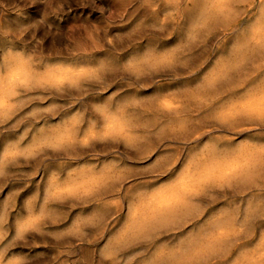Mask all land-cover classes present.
I'll return each instance as SVG.
<instances>
[{"label":"rangeland","instance_id":"1","mask_svg":"<svg viewBox=\"0 0 264 264\" xmlns=\"http://www.w3.org/2000/svg\"><path fill=\"white\" fill-rule=\"evenodd\" d=\"M211 3L68 0L52 14L44 0H0L5 30L18 34L44 21L23 37L30 43L18 41L5 53L9 63L28 65L43 78L29 86L0 82L3 264H152L172 252L190 259L185 264H246L264 255V162L255 167L252 160L264 157V128L250 127L246 119L264 108V65L258 56L223 75L251 13L239 21V30L228 25L231 17L228 24L213 25L207 16ZM86 29L98 32L97 38L78 46L65 39ZM33 33L42 39L39 46ZM163 53L168 61L152 62ZM34 56L47 69L34 67ZM54 74L59 80L50 78ZM110 118L113 125L106 123ZM213 152L223 167L249 161L251 173L234 181L185 182L180 188L186 205L178 218L123 245L118 241L138 218L131 209L154 205L159 190L165 194L189 171L198 172ZM213 244L218 248L211 253L197 254L200 246Z\"/></svg>","mask_w":264,"mask_h":264},{"label":"bare ground","instance_id":"2","mask_svg":"<svg viewBox=\"0 0 264 264\" xmlns=\"http://www.w3.org/2000/svg\"><path fill=\"white\" fill-rule=\"evenodd\" d=\"M4 3V2H3ZM183 3V2H182ZM26 4V3H25ZM23 7V6H22ZM74 7H76V6H74ZM211 7L213 8V9H211L210 11H208V13H207V16H208V21L211 23V24H228V22H229V18L231 17V9H228L227 8V6L226 5H224V4H222V3H219V0H212V3H211ZM208 8V7H207ZM32 10V9H31ZM39 10V9H38ZM4 11V10H3ZM94 11V10H93ZM205 11V10H204ZM2 12V11H1ZM94 13V12H93ZM36 14V13H35ZM60 15V14H59ZM58 15V16H59ZM64 15V14H63ZM73 15V14H72ZM261 16H264V13H261L260 14ZM7 16V15H6ZM57 16V17H58ZM84 16H86V15H84ZM88 16V15H87ZM86 16V17H87ZM97 16V15H96ZM95 16V17H96ZM92 17V16H91ZM9 18V17H8ZM88 18V17H87ZM66 19V18H65ZM81 20V19H80ZM92 20V19H91ZM62 22V21H61ZM85 22H87V21H85ZM94 22V21H93ZM193 24V23H192ZM195 24V23H194ZM196 25V24H195ZM228 25H230V23L228 24ZM193 26H191L190 27V29L192 28ZM197 27V26H196ZM195 29V28H194ZM236 29L237 30H239L240 29V24L236 27ZM194 31V30H193ZM240 32H239V35H237V38H236V42H235V48L232 50V52H231V54H230V56L228 57V60H226V62L224 63V65H223V69H222V73H223V75L224 74H226V76H228V73H230L231 71H233V70H237L238 68L240 69V68H242L243 67V64H244V62L245 61H251L252 59H254L255 57H258L259 55H257L256 54V52L254 51V50H251V49H249V48H247L246 47V45H245V33L247 32V27L246 28H244L243 30L241 29V30H239ZM191 32H192V29H191ZM190 32V33H191ZM196 35V34H195ZM190 36V35H189ZM192 36V35H191ZM105 38H106V36H105ZM104 41V40H103ZM195 43V42H194ZM176 47H178L177 45H176ZM179 47H180V44H179ZM172 49H174V48H172ZM185 49V48H184ZM178 50V49H177ZM187 51V50H186ZM18 52V51H17ZM174 52V51H173ZM21 53V52H20ZM169 54H170V52H169ZM151 55V54H150ZM170 55H172V54H170ZM170 55L169 56H165L164 55V53H163V56L161 55V56H159V57H156L155 59H154V61H152V62H155V63H157V62H165V61H168L169 59L168 58H170ZM175 55V54H174ZM135 58V57H134ZM146 58V57H145ZM219 59H220V57H219ZM222 59V58H221ZM144 60V59H143ZM145 60H147V59H145ZM147 62H148V60H147ZM146 63V62H145ZM222 63V62H221ZM247 63V62H246ZM102 64V63H101ZM146 64H148V63H146ZM171 64V63H170ZM218 64L219 63H217V66H218ZM46 65H48V64H46ZM107 65V64H106ZM222 65V64H221ZM56 66H57V64H56ZM55 66V67H56ZM82 66H85V65H82ZM91 66V65H90ZM90 66H89V68H90ZM178 66V65H177ZM250 66V65H249ZM48 67V66H47ZM54 67V68H55ZM59 67H61V66H59ZM70 68H71V66H69ZM169 67V66H168ZM51 68V67H50ZM54 68H52V69H54ZM58 68V67H57ZM62 68V67H61ZM76 68V67H75ZM81 68H84V67H81ZM102 68V67H101ZM100 68V69H101ZM105 68V67H104ZM47 69V68H46ZM64 69V68H63ZM73 69V68H72ZM87 69H88V67H87ZM92 69H94V68H92ZM56 70H58V69H56ZM95 70V69H94ZM93 70V71H94ZM97 70V69H96ZM152 70V69H151ZM60 71H61V69H60ZM69 71H71L70 69H68V70H64L63 72L64 73H68ZM78 71H79V69H78ZM47 73H48V71H46ZM55 72H58V71H55ZM62 72V73H63ZM76 72H77V69H76ZM85 72V71H84ZM115 72V71H114ZM211 72H212V69H211ZM53 73V72H52ZM51 73V74H52ZM59 73V72H58ZM75 73V72H74ZM90 73V72H89ZM136 73H137V71H136ZM142 73V72H141ZM213 73V72H212ZM77 74V73H76ZM95 74V73H94ZM150 74V73H149ZM209 74H211L210 72L208 73V75ZM245 74V73H244ZM75 75V74H74ZM79 75V74H78ZM85 75V74H84ZM96 75V74H95ZM212 75V74H211ZM222 75V74H221ZM77 76V75H76ZM88 76V75H87ZM205 76H207V73H206V75ZM210 76V75H209ZM214 76V75H213ZM47 77V76H46ZM52 77V79L54 80H56V78H57V80H59V76L58 75H56V74H54V76H51L50 75V78ZM81 77H82V75H81ZM41 78H43L41 75H39V74H37L36 72H35V70H33L32 68H30L28 65H18L17 67H16V69L13 71V73L9 76V78H8V80H7V83L9 84H18V83H20V85H22V83H24L25 82V85H27L28 84V86H29V82H32V81H38V80H40ZM64 78V77H63ZM65 78H67V77H65ZM64 78V79H65ZM71 78V77H70ZM74 81H76V78L77 77H75L74 76ZM87 78V77H86ZM209 78V77H208ZM211 78V77H210ZM218 78V77H217ZM63 79V80H64ZM73 79V78H72ZM78 79V78H77ZM242 79V78H241ZM44 80V79H43ZM56 80V81H57ZM71 80V79H70ZM82 80H84V79H82ZM94 80V79H93ZM97 80V79H96ZM96 80H95V82H96ZM216 80V77H215V79H214V81ZM220 80V79H219ZM260 80H263V79H260ZM73 81V82H74ZM209 81V80H208ZM212 81V80H211ZM213 81V83H215L216 84V82H214ZM219 82V81H218ZM225 82V81H224ZM259 82V81H258ZM7 83H5V84H7ZM27 83V84H26ZM36 83V82H35ZM35 83L33 84V85H35ZM211 83V82H210ZM260 83V82H259ZM55 84V83H54ZM80 84V83H79ZM200 85V84H199ZM209 85V84H208ZM258 85V84H257ZM264 85V84H263ZM76 86V85H75ZM15 87H17V86H15ZM26 87V86H25ZM54 87H56V86H54ZM80 87V86H79ZM198 87V86H197ZM212 87V86H211ZM205 88V87H204ZM216 88V87H215ZM234 88V87H233ZM58 89H59V87H58ZM66 89V88H65ZM86 89V88H85ZM88 89V88H87ZM64 90V89H63ZM62 91V90H61ZM251 91H252V89H251ZM248 92V91H247ZM246 92V93H247ZM249 92H250V90H249ZM18 93V92H17ZM245 94V93H244ZM264 94V93H263ZM17 96H18V94H17ZM242 96H243V94H242ZM246 96H249L248 98L249 99H251L252 98V94H251V98H250V94H246ZM4 97V96H3ZM253 97H254V94H253ZM258 97H259V94H258ZM261 97V96H260ZM245 98V97H244ZM247 98V99H248ZM263 99H264V97H262ZM253 99V98H252ZM257 99V98H256ZM263 99H261V101L263 100ZM240 100V99H239ZM243 100V99H242ZM233 101H235V100H233ZM238 101V100H237ZM245 101V100H244ZM251 101V100H250ZM253 101V100H252ZM251 101V102H252ZM260 101V102H261ZM246 102V101H245ZM254 102H255V100H254ZM4 103V102H3ZM228 103V102H227ZM230 103V102H229ZM228 103V104H229ZM234 103V102H233ZM255 103H257V102H255ZM11 104V103H10ZM235 104V103H234ZM263 104H264V102H263ZM9 105V104H8ZM238 104H236V106H237ZM256 105V104H255ZM259 105V104H258ZM239 106V105H238ZM248 106V107H247ZM244 109L245 110H250V108L252 107V104H250V105H247ZM258 107V106H257ZM257 107H254V110H255V108L257 109ZM262 107H264L263 105H262ZM119 108V107H118ZM3 109V108H2ZM121 109V108H120ZM253 109V108H252ZM123 110V109H122ZM235 110V109H234ZM237 111H242V110H237ZM216 112V111H215ZM214 112V113H215ZM246 112V111H245ZM213 113V112H212ZM255 114H256V111L254 112ZM239 114V113H238ZM251 114V113H250ZM254 114V115H255ZM259 114V113H258ZM261 114H262V112H261ZM216 115V114H215ZM214 115V116H215ZM246 115V114H245ZM248 115H249V113H248ZM257 115V114H256ZM109 116V115H108ZM210 116V115H209ZM212 116V115H211ZM240 116V115H239ZM247 116V115H246ZM246 116H244V117H246ZM74 117V116H73ZM73 117H72V119H73ZM110 117V116H109ZM114 117V116H113ZM112 116H111V118H113ZM243 117V118H244ZM111 118H110V120L109 121H111ZM122 118V117H121ZM213 118V117H212ZM242 118V119H243ZM124 119V118H123ZM219 119V118H218ZM113 120H114V118H113ZM122 121V120H121ZM220 121V120H219ZM223 121V120H222ZM69 122H70V120H69ZM115 122V121H114ZM113 122V123H114ZM123 123H125L124 121H122ZM120 123V125L121 124H123V123ZM245 122V121H244ZM243 122V123H244ZM249 121H247V123H248ZM106 123H108V124H112V121H111V123H109L108 121H106ZM106 123H105V125H106ZM225 123V122H224ZM226 123H227V121H226ZM104 125V127H106ZM113 125V124H112ZM112 125H109V126H112ZM147 125V124H146ZM145 125V126H146ZM65 126V125H64ZM116 127H118V125H115ZM103 127V128H104ZM167 127V126H166ZM66 128H67V126H66ZM65 128V129H66ZM102 128V129H103ZM109 128V127H108ZM228 128V127H227ZM105 130L107 129V128H104ZM111 129H113V128H111ZM110 129V130H111ZM70 130V129H69ZM87 130H90V128H88ZM94 130V129H93ZM93 130H92V132H93ZM108 130V129H107ZM115 129H113V131H114ZM119 130V129H118ZM161 131V130H160ZM71 132V131H70ZM87 132V131H86ZM106 132V131H105ZM110 132H112V131H110ZM244 132V131H243ZM104 133V132H103ZM181 133V132H180ZM252 133V132H251ZM82 134H84L85 135V133H82ZM87 135H88V133H86ZM94 134H95V132H94ZM115 134V133H114ZM165 134V133H164ZM43 135V134H42ZM46 135V134H45ZM57 135V134H56ZM68 135H69V133H68ZM84 135H82V136H84ZM96 135H97V133H96ZM105 135V134H104ZM107 135V134H106ZM110 135H111V133H110ZM109 135V137H111ZM138 135V134H137ZM182 135V134H181ZM245 135V134H244ZM113 136V135H112ZM183 136H185V135H183ZM56 137V136H55ZM104 137V136H103ZM114 138H116L115 136H113ZM235 137V136H234ZM243 137V136H242ZM46 138V137H45ZM48 138V137H47ZM90 138V137H89ZM92 138V137H91ZM184 138H186V137H184ZM40 139V138H39ZM132 139V138H131ZM136 139H138V138H136ZM86 140V139H85ZM43 141V140H42ZM45 141V140H44ZM125 141V140H124ZM133 141V140H132ZM85 142H87V140L85 141ZM130 141H129V139H128V143H129ZM134 142H136V141H134ZM40 143H42L43 144V142H40ZM61 143V142H60ZM132 143V142H131ZM49 144V143H48ZM81 145V144H80ZM209 145V144H208ZM243 145V144H242ZM206 147H207V145H205ZM210 146V145H209ZM41 147V146H40ZM251 147H253V146H251ZM28 148V147H27ZM26 148V149H27ZM25 149V150H26ZM252 149V148H251ZM21 150V149H20ZM29 150V149H28ZM239 150V149H238ZM23 151V150H22ZM203 151H204V148H203ZM215 151V150H214ZM240 151V150H239ZM19 152V151H18ZM25 152V151H24ZM247 152V151H246ZM254 152V151H253ZM233 153V152H232ZM237 153V152H236ZM255 153V152H254ZM242 154V153H241ZM200 155V154H199ZM204 155V154H203ZM209 155V154H208ZM215 155H217V154H215V152H213V157H212V160L211 161H209V163L207 162L206 164H200V165H198L197 167V169H198V172H196V173H192L191 171H189L187 174H186V176H184V177H182L181 179H180V184L179 183H177L178 185H176V186H173V187H171L169 190H168V192H164L165 194H163V193H161V190H159L160 191V194H158L157 192H155L154 191V193H157L158 195L157 196H155V198H153L154 200H156L157 202H155V204L154 205H150L151 204V202L150 201H148V203L147 204H145L144 206H142V205H138L137 207H140V206H142V207H140V208H134V209H131L133 212H134V214H136L137 216H138V218L136 219V221L133 223V226L132 227H130V229L127 231V233L125 234V236H123V237H121L118 241L122 244V243H124V242H126L127 240H129L130 238H132V237H134V235L135 234H140V233H147V232H149L151 229H156V227L157 226H159V225H161V224H164V223H166V222H169V221H173L174 219H176V218H178L179 216H180V214H181V209L183 208V206H185L186 204H185V200L183 199V197H184V191L180 188V187H182V185L183 184H186L188 181L189 182H193V181H196V180H201V181H207V180H210V181H212V180H216V179H220V180H235L236 178H238L239 176L240 177H243V176H246V175H248V174H250L251 172V170H250V166H252V164H250L249 163V161H244V162H242V163H238L237 162V164H232V165H228L227 167H223V166H221L219 163H218V161H216V159H215ZM253 155V154H252ZM211 156V155H210ZM240 156V155H239ZM241 157V156H240ZM218 158H219V156H218ZM231 158H232V156H231ZM199 159V158H198ZM237 159V158H236ZM241 159V158H240ZM194 160V159H193ZM223 160V159H222ZM252 160H255V162H254V166L255 167H260V166H262V164H263V162H264V157H261V156H256V157H252ZM197 161V160H196ZM240 161V160H239ZM194 162H195V160H194ZM252 163V162H251ZM189 164H191L190 166L192 167V163H189ZM196 164V163H195ZM227 164V163H226ZM194 165V164H193ZM189 166V167H190ZM188 167V168H189ZM109 169H111V168H109ZM108 169V170H109ZM186 169H187V167H186ZM186 169H185V171H186ZM189 170V169H188ZM196 170V169H195ZM105 171V170H104ZM110 171V170H109ZM182 171H184V169L182 170ZM184 171V172H185ZM261 171V170H260ZM107 172V171H106ZM81 173H85V172H81ZM109 173V172H108ZM261 173H263V172H261ZM97 174V173H96ZM179 174V173H178ZM183 174V173H182ZM125 175V174H124ZM78 176V175H77ZM93 176V175H92ZM100 176V175H99ZM103 176V175H102ZM183 176V175H182ZM90 177V176H89ZM98 177V176H97ZM104 177V176H103ZM108 177V176H107ZM181 177V176H180ZM261 177V176H260ZM70 178H73V177H70ZM100 178V177H99ZM104 178H106V176L104 177ZM177 178H179V176L177 177ZM103 179V178H102ZM248 179V178H247ZM249 179H250V177H249ZM264 179V178H263ZM108 181V180H107ZM174 181H176L175 179H174ZM250 181L252 182V180L250 179ZM88 182V181H87ZM94 182H96V181H94ZM177 182V181H176ZM186 182V183H185ZM226 182V181H225ZM82 183H84V182H82ZM171 183V182H170ZM226 183H228V181L226 182ZM225 183V184H226ZM77 185V184H76ZM162 185V184H161ZM172 185V184H171ZM193 185V184H192ZM229 185V184H228ZM236 185V184H235ZM74 186H75V184H74ZM85 186V185H84ZM210 186V185H209ZM237 186V185H236ZM77 187V186H76ZM88 187V186H87ZM107 187V186H106ZM160 187V186H159ZM158 187V188H159ZM192 187V186H191ZM104 188V187H103ZM102 188V189H103ZM161 188H162V186H161ZM193 188V187H192ZM72 189V188H71ZM106 189V188H105ZM168 189V188H167ZM195 189V188H194ZM72 190H74V189H72ZM95 190V189H94ZM186 190V189H185ZM190 190H191V188H190ZM162 191H163V188H162ZM164 191H166V190H164ZM199 191V190H198ZM74 192V191H73ZM76 192V191H75ZM85 192V191H84ZM86 193V192H85ZM153 195V194H152ZM151 195V196H152ZM155 195V194H154ZM149 197V196H148ZM153 197V196H152ZM147 198V197H146ZM194 198H196V197H194ZM145 200V199H144ZM149 200H151V199H149ZM195 200V199H194ZM197 200V199H196ZM185 201V202H184ZM191 201V200H190ZM154 202V201H153ZM194 202V201H193ZM129 208V207H128ZM130 210V209H129ZM41 211V210H40ZM132 211H130V212H132ZM186 211H187V209H186ZM250 211V210H249ZM257 211V210H256ZM239 212V211H238ZM39 213V212H38ZM253 213V212H252ZM128 214V213H127ZM250 214H251V211H250ZM129 215V214H128ZM246 215H248L247 213H246ZM129 216H133L132 214L131 215H129ZM129 216H127V219H128V217ZM33 217V216H32ZM37 217V216H36ZM190 217V216H189ZM28 218V217H27ZM34 218H32V220H33ZM91 219V218H90ZM99 219H101V218H99ZM134 219V218H133ZM31 220V219H30ZM31 220V222H33ZM35 220V219H34ZM94 220V219H93ZM129 220V219H128ZM24 221V220H23ZM25 221H26V219H25ZM27 221H29V220H27ZM27 221H26V226H27ZM105 221V220H104ZM239 221V220H238ZM251 221H252V219H251ZM21 222H22V220H21ZM248 222H249V220H248ZM254 222V221H253ZM25 223V222H24ZM35 223V222H34ZM101 223V222H100ZM24 225V226H25ZM19 226V225H18ZM23 226V227H24ZM30 227V226H29ZM123 227V226H122ZM168 227V226H167ZM244 227V226H243ZM247 227V226H246ZM18 228H20V227H18ZM25 229V228H24ZM21 230V229H20ZM26 230V229H25ZM249 230V229H248ZM126 231V230H125ZM246 231V230H245ZM22 232H26V231H24L23 229H22ZM154 232H155V230H154ZM247 232V231H246ZM243 234V233H242ZM248 234V233H247ZM117 235V234H116ZM119 235V234H118ZM121 235H123V234H121ZM146 235V234H145ZM244 235V234H243ZM147 236V235H146ZM146 236H144L145 238H146ZM151 236V235H150ZM155 236V235H154ZM139 237V236H138ZM240 238V237H239ZM137 240H139V239H137ZM234 241V240H233ZM118 243V242H117ZM227 243V242H226ZM234 243V242H233ZM139 244H141V243H139ZM225 244V243H224ZM114 246H115V244H113ZM112 245V246H113ZM123 245V244H122ZM126 245H128V244H126ZM177 245V244H176ZM175 245V246H176ZM221 245V244H220ZM228 245V244H227ZM230 245V244H229ZM187 246H190V244L189 245H187ZM222 246V245H221ZM231 246V245H230ZM110 247V246H109ZM117 247H118V244H117ZM122 247V246H121ZM191 247V246H190ZM189 247V248H190ZM223 247V246H222ZM188 248V249H189ZM216 248H218V245L216 246L215 244H213V245H202V246H200V249H199V251H197L198 253L197 254H203V255H205V254H209V253H211L213 250H215ZM223 249V248H222ZM106 250V249H105ZM118 250V249H117ZM116 250V251H117ZM186 251V250H185ZM189 251V250H188ZM2 252V251H1ZM110 253H111V251H110ZM183 253V252H182ZM240 253V252H239ZM2 254V253H1ZM103 254H104V252H103ZM107 255L109 254V251H108V253H106ZM136 254V253H135ZM138 254V253H137ZM184 254V253H183ZM213 255V254H212ZM135 256V255H134ZM211 256V255H210ZM105 257V256H104ZM131 258V257H130ZM5 260V259H4ZM21 260V259H20ZM197 260V259H196ZM153 261V260H152ZM188 261H190V259H184V258H181V256L180 257H178L177 256V253L176 252H172V253H168V254H166V255H162V256H160V257H157L153 262H152V264H185L186 262H188ZM6 262H8V261H6ZM25 262V261H24ZM23 262V263H24ZM32 262V261H31ZM144 262V261H143ZM197 262V261H196ZM117 264V263H116ZM246 264H264V262H262L261 261V259H257L256 260V262H255V260L254 259H252L251 261H248Z\"/></svg>","mask_w":264,"mask_h":264},{"label":"clouds","instance_id":"3","mask_svg":"<svg viewBox=\"0 0 264 264\" xmlns=\"http://www.w3.org/2000/svg\"><path fill=\"white\" fill-rule=\"evenodd\" d=\"M49 11L52 14H56L60 11L68 0H44ZM189 3L195 2V0H188ZM219 3H222L227 6L228 9H231V21L230 27L236 28L239 25V21L244 17L248 16L251 13L250 23L247 26V32L245 33V45L247 48L254 50L257 55L260 57L261 64L264 65V16H261V13H264V0H219ZM252 9H256V12H252ZM44 24V21H41L39 24L31 25L30 27H25L19 30V33H14L10 29L5 30L0 27V36H4L5 39L0 41V82L7 80L11 73L15 70V65L9 63L5 58V53L12 52L13 49L17 47V42L30 43L31 41H23V37L32 30L36 28L37 31ZM98 36V32L95 30H85V34L78 38H73L71 36H66L65 39L68 40L71 44L80 45L88 42L89 40H95ZM36 40V33H33L32 38ZM109 44H114L112 38H109L107 41ZM42 43V39L36 40V46H39ZM16 56H19L20 53H13ZM72 55H76L75 52ZM33 66L39 67L42 70L47 68V65L41 63L37 57H32ZM264 70V68H262ZM249 121V126L253 128H264V114L253 115L246 117ZM2 175V173H0ZM264 176V173H262ZM227 232L218 233L219 237L227 236ZM261 261L264 262V255L260 257ZM0 264H3L2 257H0Z\"/></svg>","mask_w":264,"mask_h":264},{"label":"snow or ice","instance_id":"4","mask_svg":"<svg viewBox=\"0 0 264 264\" xmlns=\"http://www.w3.org/2000/svg\"><path fill=\"white\" fill-rule=\"evenodd\" d=\"M262 114H264V108H262Z\"/></svg>","mask_w":264,"mask_h":264}]
</instances>
